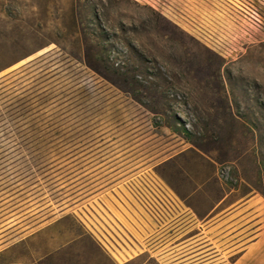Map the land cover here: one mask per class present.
<instances>
[{
    "label": "rangeland",
    "instance_id": "rangeland-1",
    "mask_svg": "<svg viewBox=\"0 0 264 264\" xmlns=\"http://www.w3.org/2000/svg\"><path fill=\"white\" fill-rule=\"evenodd\" d=\"M3 3L23 29L13 37L29 45L0 78L57 50L56 42L101 37L114 44L111 54L162 91L166 114L148 111L79 63H39L41 86L67 97L48 108L50 117H38L33 140L8 139L0 118V246L12 244L0 252V264L30 261L32 249L39 251L40 240L15 243L18 230L105 189L111 195L120 180L137 195L162 181L188 194L201 181L221 180L235 195L254 190L263 199L264 0ZM178 117L193 136L174 131ZM213 184L205 194L217 192Z\"/></svg>",
    "mask_w": 264,
    "mask_h": 264
},
{
    "label": "crops",
    "instance_id": "crops-1",
    "mask_svg": "<svg viewBox=\"0 0 264 264\" xmlns=\"http://www.w3.org/2000/svg\"><path fill=\"white\" fill-rule=\"evenodd\" d=\"M129 183L18 230L15 243L41 244L17 264H264V196L235 195L221 180L201 181L188 194L156 182L146 196ZM209 183L215 194H205Z\"/></svg>",
    "mask_w": 264,
    "mask_h": 264
},
{
    "label": "trees",
    "instance_id": "trees-1",
    "mask_svg": "<svg viewBox=\"0 0 264 264\" xmlns=\"http://www.w3.org/2000/svg\"><path fill=\"white\" fill-rule=\"evenodd\" d=\"M3 1L0 0V72L26 57L29 45L25 40L13 37V34L22 32L23 29L12 24L13 16ZM93 15L97 18L98 14L94 12ZM56 44L57 50H50L0 78V118L4 121L3 131L8 139L15 137L25 141L33 140L39 130L36 122L38 117L49 114L51 111L49 107L67 97L65 91L61 89L58 91L48 85L41 86L38 81L40 78H36L39 74H36L38 72L36 66L45 60L51 65L56 61L63 65L79 63L118 89L130 93L132 98L148 111L155 115L166 114L165 104L161 102L164 97L162 91L159 88L152 89L145 76L133 72L127 62L111 54L108 46L114 44L106 42V39L101 37L87 36L77 38L68 44L58 42ZM177 119L181 126L175 124L174 131L187 137L195 134L185 121L180 117ZM50 128L48 123L45 129ZM194 145L209 156L201 146L195 143ZM261 169L260 165L259 170ZM257 190L264 196V187Z\"/></svg>",
    "mask_w": 264,
    "mask_h": 264
},
{
    "label": "built area",
    "instance_id": "built-area-1",
    "mask_svg": "<svg viewBox=\"0 0 264 264\" xmlns=\"http://www.w3.org/2000/svg\"><path fill=\"white\" fill-rule=\"evenodd\" d=\"M144 196V195H143ZM146 196V195H145Z\"/></svg>",
    "mask_w": 264,
    "mask_h": 264
}]
</instances>
